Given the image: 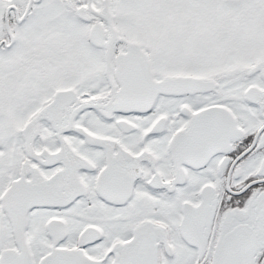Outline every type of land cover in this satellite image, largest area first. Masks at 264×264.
<instances>
[{"label":"snow or ice","instance_id":"snow-or-ice-1","mask_svg":"<svg viewBox=\"0 0 264 264\" xmlns=\"http://www.w3.org/2000/svg\"><path fill=\"white\" fill-rule=\"evenodd\" d=\"M0 264H264V0H0Z\"/></svg>","mask_w":264,"mask_h":264}]
</instances>
